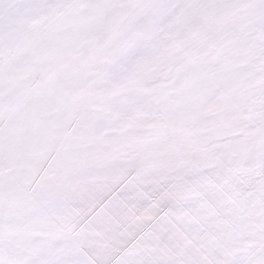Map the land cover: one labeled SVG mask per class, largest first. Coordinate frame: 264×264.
I'll list each match as a JSON object with an SVG mask.
<instances>
[{
  "label": "snow or ice",
  "instance_id": "snow-or-ice-1",
  "mask_svg": "<svg viewBox=\"0 0 264 264\" xmlns=\"http://www.w3.org/2000/svg\"><path fill=\"white\" fill-rule=\"evenodd\" d=\"M0 264H264V0H0Z\"/></svg>",
  "mask_w": 264,
  "mask_h": 264
}]
</instances>
